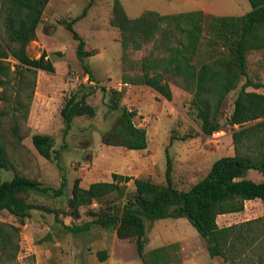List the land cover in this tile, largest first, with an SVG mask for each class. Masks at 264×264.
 Returning <instances> with one entry per match:
<instances>
[{
  "label": "trees",
  "instance_id": "obj_1",
  "mask_svg": "<svg viewBox=\"0 0 264 264\" xmlns=\"http://www.w3.org/2000/svg\"><path fill=\"white\" fill-rule=\"evenodd\" d=\"M47 2L0 0V29L6 39L0 44V124L8 116L11 119L9 130L13 135L19 131L20 119L24 121L28 115V107L23 106L19 98L21 86L29 84L33 89L36 69L49 73L55 71L45 51L37 58L27 53V45L36 38V29ZM248 2L250 9L240 15L215 16L201 10L161 15L146 10L140 16L130 18L121 2L113 0L110 24L120 33L123 59H127L129 49L140 50L153 42V50L140 60L141 74L129 81L147 85L171 100L169 80L177 79L182 88L192 94L191 104L203 134L211 135L220 129L223 100L239 87L227 118L233 127L234 153L215 159L207 172L185 190L174 185L169 158L166 159L164 184L112 173L110 181H94L82 187L80 178L76 177L67 200L68 206L72 207L70 215L74 218L80 216L81 206H89L113 192L125 194L130 180L134 191L125 195L126 201L120 210H92L88 211L90 220L81 224L63 223L67 232L80 234L93 225L115 229L118 238L134 240L142 264H159V259L163 264H169L162 254L165 247L145 253V220L185 218L205 238L211 257L219 256L229 264H264V217L225 226L216 222L219 214L242 211L245 201L258 199L264 204V180L248 177L250 171L264 177V94L247 90L248 87L258 89L264 84L249 76L246 59L249 48L264 46V0ZM88 7L89 4L75 19L85 15ZM75 19L67 21L64 27L77 41L76 57L82 60L93 52L85 49L84 39L73 28ZM10 59L17 62L14 69ZM84 71L89 81H95L88 66H84ZM24 72L32 73L29 83L23 81ZM123 80L128 82L125 78ZM100 88L102 100L107 99L109 110L116 112L111 127L102 134L103 142L131 150L145 149L147 130L135 124L136 112L120 103L122 92L105 86ZM94 91V86H88L86 91H75L64 99L59 112L63 137L75 117L95 115V107L87 101ZM31 141L40 156L57 162L59 150L54 147L52 135L34 132ZM12 142L4 141L0 133V172L11 167L6 143ZM65 186V174L61 175L56 188L17 173L0 181V211L5 210L17 219V224L0 220V264H12L17 259L21 225L30 210L55 212L27 202L21 194L50 191L54 196H61ZM96 255L103 261L107 258V251L98 250Z\"/></svg>",
  "mask_w": 264,
  "mask_h": 264
},
{
  "label": "rangeland",
  "instance_id": "obj_2",
  "mask_svg": "<svg viewBox=\"0 0 264 264\" xmlns=\"http://www.w3.org/2000/svg\"><path fill=\"white\" fill-rule=\"evenodd\" d=\"M88 1L75 0L66 3L65 7L74 17L89 4ZM105 1L90 0L103 7ZM222 2L224 13L240 15L250 9L248 0ZM136 5L141 6L139 3ZM45 12L36 29V38L27 45V53L37 58L45 51L52 63L60 60L63 62L57 63L53 73L36 69L33 89L29 84L21 86L19 98L23 106L28 107V115L24 121L20 119L16 135L9 130L11 119L8 116L1 122L2 139L13 142L6 143L11 167L1 170L0 181L10 179L17 173L56 188L61 182V175L65 174L66 186L61 196H54L50 191L21 194L27 202L55 212L30 210L21 225L17 259L12 264H142L134 240L118 238L115 229L93 225L88 231L73 234L63 228V223L81 224L90 220L88 211L120 210L126 201L125 195L134 191L133 181L127 182L125 194L113 192L99 201H93L89 206H81L80 216L74 218L70 215L72 207L67 203L73 180L79 177L82 186L92 181H110L112 173H119L164 184L166 159L169 158L174 185L181 190L188 189L207 172L215 159L234 153L231 139L233 127L228 124L227 118L239 87L229 92L223 100L220 129L205 135L191 104L192 94L182 88L177 79L169 80L171 100L165 99L147 85L129 81L141 74L140 60L153 50V42L145 44L140 50L129 49L127 59H123L120 33L110 24L112 10L108 8L104 11V8H100L96 11L98 18L105 16L104 20L98 22L97 28L81 26L89 19L74 25V29L84 35L81 37L85 49L93 52V55L82 60L76 57L77 41L72 39L64 27L69 20L62 16L45 19ZM5 40V34L0 29V44L5 43ZM246 59L249 76L264 84V46L249 48ZM10 61L14 69L17 62L13 59ZM84 66H88L95 81L88 80ZM124 78L128 82H123ZM31 79L32 73L24 72L23 81L29 83ZM88 86L95 88L87 98L88 103L96 109L95 115L75 117L70 130L63 137L59 112L64 99L75 91H86ZM101 86L121 91L123 96L120 103L136 112L135 124L147 130L145 149L131 150L103 142L102 134L111 127L116 112L109 110L106 98L102 100ZM247 90L264 94V86L258 89L248 87ZM152 93H156V96ZM41 129L48 131L54 138V147L59 150L57 162L40 156L32 144L31 134L41 133ZM248 177L264 180L256 171H250ZM258 217H264V204L255 199L245 201L244 209L240 212L218 215L216 222L219 226H225ZM183 219L145 220V253L165 247L162 254L169 264H229L219 256L211 257L206 249L205 238ZM0 220L17 224V219L5 210L0 211ZM98 250L107 251L105 260L98 259ZM158 263L163 264L160 259Z\"/></svg>",
  "mask_w": 264,
  "mask_h": 264
},
{
  "label": "crops",
  "instance_id": "obj_3",
  "mask_svg": "<svg viewBox=\"0 0 264 264\" xmlns=\"http://www.w3.org/2000/svg\"><path fill=\"white\" fill-rule=\"evenodd\" d=\"M74 1L75 0H48L47 5L44 9L46 10V12L44 13L46 17L45 19H49V20L57 19L59 16H62L63 18L68 19L69 21L75 19L79 14L77 16L72 17L69 14V10L65 7L66 3H72ZM119 1L121 2L127 16L130 18H136L140 16L146 10L155 11L161 15L188 12V11H193V10H201L206 14H212L215 16L237 15L236 13H233V12L224 13V10H222V7H221V4L223 3L222 0H119ZM88 2H89V7L85 15H83L82 17L78 19H75V21L72 24L73 28L76 23L81 22L82 20L86 21L88 19L90 21H86L85 24L81 23L82 24L81 26L82 27L90 26L91 27L90 29L97 28L99 25L98 22H100L101 20H104L105 16L104 15L101 16V19L98 18L96 16V11L100 10V8H104V11L105 10L107 11L108 8H109V11L112 10L113 0H106L104 3L105 7L101 6V4L97 6V2L91 3L90 0ZM136 3L141 4V6L136 5ZM93 12L95 13L93 14ZM108 17L110 18V15ZM37 33L38 31L36 30V35ZM78 33L81 36H84L82 32L79 31ZM44 35L48 36L47 33H44ZM61 62H63V60L53 61L55 70L57 69V63H61ZM38 81H39V78L37 79V82ZM152 94L153 96H156V93H152ZM39 132L50 134L48 131H45L43 129H41V131ZM104 181H107V180H104ZM90 183L91 182H89L86 185H82V187H87ZM168 219H183V218H168Z\"/></svg>",
  "mask_w": 264,
  "mask_h": 264
}]
</instances>
